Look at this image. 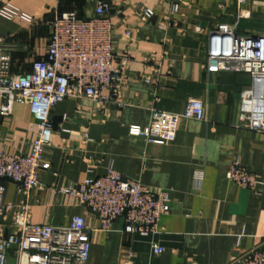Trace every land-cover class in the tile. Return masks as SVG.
<instances>
[{
    "label": "crops",
    "instance_id": "1",
    "mask_svg": "<svg viewBox=\"0 0 264 264\" xmlns=\"http://www.w3.org/2000/svg\"><path fill=\"white\" fill-rule=\"evenodd\" d=\"M98 1L111 6L112 64L126 62L125 85L103 106L66 98L51 110L50 168L38 173L31 223L66 227L79 216L95 230L89 210L56 190L102 177L112 166L124 178L169 190L168 213L153 237L125 234L122 221L110 233L93 231L87 264H228L253 248L264 250V131L239 125L250 78L205 70L212 30L237 22L239 35L262 33L264 0H176V13L171 0H4L17 11L10 20L0 16L11 73L28 72L45 56L56 15L93 19ZM141 8L152 10V18L144 20ZM189 99L203 102L205 120H181L174 141L155 145L129 135L130 127L149 125L152 108L181 114ZM36 130L29 107L16 104L10 116H0V152L29 155ZM234 163L255 176V191L226 179ZM3 184L4 201L17 203L16 185ZM9 232L0 220V235ZM157 246L164 249L158 255Z\"/></svg>",
    "mask_w": 264,
    "mask_h": 264
},
{
    "label": "built area",
    "instance_id": "2",
    "mask_svg": "<svg viewBox=\"0 0 264 264\" xmlns=\"http://www.w3.org/2000/svg\"><path fill=\"white\" fill-rule=\"evenodd\" d=\"M172 12L178 11L176 0ZM111 6L98 1L93 19H82L75 12L56 15L50 23L45 56L31 63L30 71L11 73V58L0 40V116H10L16 104L29 107L36 123V138L29 155L0 152V220L10 232L0 235V264H87L91 233H110L122 221L123 232L153 237L161 231L160 220L168 213L169 190L151 188L124 178L112 166L102 177H87L81 183L56 190L86 207L97 220V228H88L84 219L72 218L66 227L35 225L30 221L31 194L39 188L38 173L50 168L46 151L50 145L51 110L66 98H86L96 107L116 100L125 85L127 64H112L115 59ZM149 20L153 11L141 8ZM0 16L13 19L15 8L0 0ZM238 23L219 24L209 37L205 70L208 73H242L250 78L240 99L241 128L264 131V25L258 35H239ZM130 36L128 30L125 34ZM157 100V99H156ZM145 128L130 127V136L149 144L174 141L181 120H205L202 101L189 99L181 114L152 108ZM225 177L241 189L255 191L257 180L238 163L232 164ZM3 181L16 185L20 199L5 202ZM164 251L155 247L153 253ZM130 264V263H126ZM228 264H264V250L253 248L236 256Z\"/></svg>",
    "mask_w": 264,
    "mask_h": 264
},
{
    "label": "rangeland",
    "instance_id": "3",
    "mask_svg": "<svg viewBox=\"0 0 264 264\" xmlns=\"http://www.w3.org/2000/svg\"><path fill=\"white\" fill-rule=\"evenodd\" d=\"M7 20H10V19H7Z\"/></svg>",
    "mask_w": 264,
    "mask_h": 264
}]
</instances>
